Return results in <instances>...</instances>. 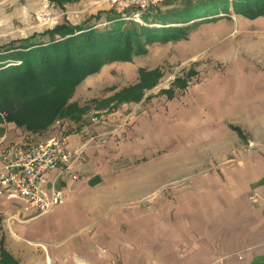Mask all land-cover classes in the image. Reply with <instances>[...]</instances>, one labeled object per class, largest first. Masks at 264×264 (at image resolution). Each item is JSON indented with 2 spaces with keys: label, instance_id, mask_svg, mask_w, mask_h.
I'll return each mask as SVG.
<instances>
[{
  "label": "crops",
  "instance_id": "obj_1",
  "mask_svg": "<svg viewBox=\"0 0 264 264\" xmlns=\"http://www.w3.org/2000/svg\"><path fill=\"white\" fill-rule=\"evenodd\" d=\"M98 3L82 0L73 11ZM64 21L57 13L52 23ZM183 28L84 80L72 102L104 105L87 124L90 110L80 122L34 134L0 115V158L59 137L71 153L83 149L77 181L48 175L65 191L51 213L35 216L0 197V261L7 254L17 264H264V15H221ZM158 45L179 60L221 68L173 77L160 94L161 68L103 73ZM155 71L140 101H114ZM106 88L112 92L103 96ZM68 125L75 131L64 132Z\"/></svg>",
  "mask_w": 264,
  "mask_h": 264
},
{
  "label": "trees",
  "instance_id": "obj_2",
  "mask_svg": "<svg viewBox=\"0 0 264 264\" xmlns=\"http://www.w3.org/2000/svg\"><path fill=\"white\" fill-rule=\"evenodd\" d=\"M48 1L64 8L82 0ZM183 1L179 8L163 11L159 5L153 9L154 13L146 11L143 24L136 23V27L126 30L116 13L114 20L121 21L103 30L97 25L65 22L3 46L0 48V113L8 123L34 134L46 132L59 119L80 122L89 108L72 102L75 91L105 65L131 62L134 57L146 54L148 45L182 35L183 25L189 22L215 20L231 10L248 19L264 15V0ZM142 73L146 72L142 70ZM149 73L140 86L123 90L114 101H140L143 90L154 85V73L159 72ZM0 263L17 264L7 254H3Z\"/></svg>",
  "mask_w": 264,
  "mask_h": 264
},
{
  "label": "rangeland",
  "instance_id": "obj_3",
  "mask_svg": "<svg viewBox=\"0 0 264 264\" xmlns=\"http://www.w3.org/2000/svg\"><path fill=\"white\" fill-rule=\"evenodd\" d=\"M96 1L100 3L93 6H90V4L89 6H82V8L75 10L79 14H75V11H73V4H67L64 8H59L55 4L54 6L50 5L51 8L49 12L47 9L49 3L46 0H0V48L12 41L26 39L36 33L41 34L47 30H51V28H55L56 26L52 22L55 20L57 13L61 16L63 13L65 14L64 22H69L67 21L68 16L74 24L87 23L89 26L97 25V27L102 30L112 26L115 21L123 20L121 21L124 24L122 28L125 30L130 26L136 27V23L143 24L145 21L143 16H145L147 12L141 11L137 7H129L121 10L116 7L112 8L107 0H94V2ZM191 1L195 3L200 0ZM183 3V0H168L161 2L162 5H165L162 6L160 4V8L163 9V11H167L171 8L175 9L182 7ZM116 13L121 16V20L119 18L114 20ZM148 13H154V11L150 10ZM228 15L234 16V12L231 10ZM201 34L202 32L198 31L196 37H201ZM171 53L168 46H149L148 54L136 58L132 64H111L104 68L103 73H139V69L143 67L147 69L161 68L165 77L162 80V85L155 90V92H159L160 89L168 86L170 79L178 75L183 74L186 76V73L192 72L207 73L208 71L221 68L220 65H216V63L210 61L209 63L201 60L182 61ZM120 84L121 83H118V85ZM117 87L120 88V86ZM117 87L116 84H114L113 89ZM111 92L109 88L102 89L101 91L103 96ZM151 97H153V94H151L150 98ZM103 106L102 103H95L93 100L86 101L84 107L89 108L90 113L82 120L83 124H87L88 121L91 120L94 111L99 109L103 110ZM70 121L68 120V123H70ZM63 127H66L64 132H72L76 129L75 126L72 128L69 125ZM76 127L79 126L76 125Z\"/></svg>",
  "mask_w": 264,
  "mask_h": 264
},
{
  "label": "built area",
  "instance_id": "obj_4",
  "mask_svg": "<svg viewBox=\"0 0 264 264\" xmlns=\"http://www.w3.org/2000/svg\"><path fill=\"white\" fill-rule=\"evenodd\" d=\"M107 1L112 8L137 7L141 11H150L168 0ZM62 121L59 119L55 124ZM82 154L83 149L77 153L68 151L62 137L13 147L9 154L0 158V197L23 202L35 216L51 213L64 204L65 191L56 182H49L48 175L58 171L77 181L79 175L74 168Z\"/></svg>",
  "mask_w": 264,
  "mask_h": 264
}]
</instances>
